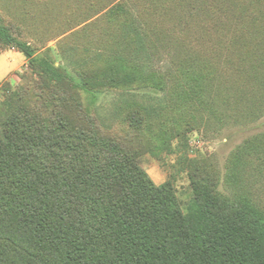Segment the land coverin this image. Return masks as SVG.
Returning a JSON list of instances; mask_svg holds the SVG:
<instances>
[{"label": "trees", "instance_id": "obj_1", "mask_svg": "<svg viewBox=\"0 0 264 264\" xmlns=\"http://www.w3.org/2000/svg\"><path fill=\"white\" fill-rule=\"evenodd\" d=\"M253 18L260 47L250 53V74L259 79L264 17ZM0 36L14 42L3 27ZM16 45L36 65L0 101V264H264V209L250 199L227 201L194 174L184 213L173 186L155 185L140 166L145 151L167 144L147 134L163 110L128 102L122 133L94 114L97 89L153 75L117 64L80 85L64 68L34 58L27 43ZM183 81L195 93L190 74Z\"/></svg>", "mask_w": 264, "mask_h": 264}, {"label": "rangeland", "instance_id": "obj_2", "mask_svg": "<svg viewBox=\"0 0 264 264\" xmlns=\"http://www.w3.org/2000/svg\"><path fill=\"white\" fill-rule=\"evenodd\" d=\"M253 13L264 17V0H0V27L14 41L0 36V101L35 72L16 44L27 43L34 58L80 85L112 65L144 68L153 75L145 81L97 89L94 114L103 127L122 133L130 101L163 110L147 134L167 144L139 158L155 185L170 183L184 213L194 174L227 201L250 199L264 209V65L254 79L250 53L259 54L260 25ZM185 74L195 93L180 87Z\"/></svg>", "mask_w": 264, "mask_h": 264}]
</instances>
